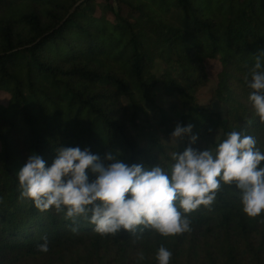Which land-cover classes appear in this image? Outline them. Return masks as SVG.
Instances as JSON below:
<instances>
[{
    "label": "trees",
    "instance_id": "obj_1",
    "mask_svg": "<svg viewBox=\"0 0 264 264\" xmlns=\"http://www.w3.org/2000/svg\"><path fill=\"white\" fill-rule=\"evenodd\" d=\"M261 52L264 0H0V96L8 95L0 101V264H157L161 244L170 264H264V212H243L235 182L221 181L214 202L191 213L176 201L191 231L165 238L145 228L137 238L123 229L101 236L54 208L41 213L21 197L17 177L33 152L50 167L61 146L88 148L105 165L112 153L169 173L172 152L215 149L230 131L255 137L264 152V123L244 80ZM207 60L221 65L214 80ZM160 85L187 105L181 125H193L206 147L156 137L139 144L132 126L148 118ZM159 116L160 127L173 124L165 109ZM44 236L47 253L37 249Z\"/></svg>",
    "mask_w": 264,
    "mask_h": 264
},
{
    "label": "clouds",
    "instance_id": "obj_2",
    "mask_svg": "<svg viewBox=\"0 0 264 264\" xmlns=\"http://www.w3.org/2000/svg\"><path fill=\"white\" fill-rule=\"evenodd\" d=\"M264 52L257 55L252 69L244 77L250 89L248 100L256 116L264 123ZM193 125L177 124L172 140L188 136L195 143ZM253 136L240 131L226 133L215 149L203 151L187 147L182 153L170 154L171 171L159 165H131L112 153L105 165L98 154L80 147H59L50 167L45 159L33 152L17 177L21 197L29 198L41 212L64 213L74 224L83 217L94 225L101 236L115 235L122 229L139 238L145 228L162 237H175L191 231V221L183 213H191L201 205L209 206L216 199L221 181L241 190L243 212L258 217L264 212V152ZM86 170L96 174L89 179ZM66 206V210H65ZM143 226V227H141ZM73 233L78 229L72 228ZM37 245L40 252L49 251L47 236ZM173 253L163 244L156 251L157 264H170ZM142 253L138 260H143Z\"/></svg>",
    "mask_w": 264,
    "mask_h": 264
},
{
    "label": "rangeland",
    "instance_id": "obj_3",
    "mask_svg": "<svg viewBox=\"0 0 264 264\" xmlns=\"http://www.w3.org/2000/svg\"><path fill=\"white\" fill-rule=\"evenodd\" d=\"M208 72L214 80L221 65L218 60H207ZM214 86V81H211L206 88H204L197 96L200 103H206L211 98V89ZM0 101L7 102L8 95L1 94ZM186 104L178 94H173L168 91V88L159 86L154 91V103L148 108V118L140 114L136 123L132 126V132L138 140L139 144L143 147L148 146L149 140L152 137L161 139L162 141L183 148L187 142H190L188 136L183 137L177 141L172 140L171 133L175 130L177 124L181 125V115L186 110ZM162 109H165L167 114L173 118L171 126H159V114ZM196 143H201L202 140H196ZM207 143H203V148Z\"/></svg>",
    "mask_w": 264,
    "mask_h": 264
},
{
    "label": "water",
    "instance_id": "obj_4",
    "mask_svg": "<svg viewBox=\"0 0 264 264\" xmlns=\"http://www.w3.org/2000/svg\"><path fill=\"white\" fill-rule=\"evenodd\" d=\"M79 3H80V2H79ZM77 5H78V4H77ZM77 5H75V6L72 8L71 12H73V11L75 10V8H76Z\"/></svg>",
    "mask_w": 264,
    "mask_h": 264
}]
</instances>
